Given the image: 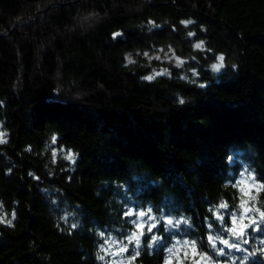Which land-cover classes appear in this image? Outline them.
<instances>
[{
    "label": "trees",
    "instance_id": "obj_1",
    "mask_svg": "<svg viewBox=\"0 0 264 264\" xmlns=\"http://www.w3.org/2000/svg\"><path fill=\"white\" fill-rule=\"evenodd\" d=\"M189 17L197 23L185 29ZM201 39L206 50L193 51ZM169 49L184 68L139 54ZM126 52L136 64L124 66ZM219 53L227 67L214 76ZM153 67L172 78L142 81ZM0 102V201L6 219L17 216L0 224V264H101L97 232L132 231L129 208L190 221L165 231L161 220L153 254L147 236L136 264H163L176 239L217 259L210 209L223 199L235 210L243 171L264 185V0H0ZM252 205L264 212V189ZM247 237L229 252L237 264L263 249L264 223Z\"/></svg>",
    "mask_w": 264,
    "mask_h": 264
},
{
    "label": "clouds",
    "instance_id": "obj_2",
    "mask_svg": "<svg viewBox=\"0 0 264 264\" xmlns=\"http://www.w3.org/2000/svg\"><path fill=\"white\" fill-rule=\"evenodd\" d=\"M94 15V13H89V16ZM167 23V21H165ZM197 21L191 17L187 19H180L179 24L183 26L185 29H188L189 26L196 24ZM148 25L152 27H160V25H156L155 21L149 19ZM201 31L206 32L207 29L205 26H201ZM113 40H115L117 37L123 36L122 31H115L112 34ZM187 38L191 39L196 36V32L194 30L187 31L186 32ZM207 41L204 39L194 41L191 45L193 51H200L204 52L206 50ZM170 52H172V56L163 57L164 59L169 60L170 62L174 63V66L177 69L184 68V65L186 63V59H182L180 57L175 56V53L172 49H169ZM208 51H211L208 49ZM140 55H143L147 60L150 62L152 59L160 60L162 57L159 55L152 56L147 51L143 53H139ZM124 60L125 64L124 66L127 67L129 65H134L137 63L136 59H134L131 52H126L124 54ZM149 66H151L149 64ZM210 72L215 76L222 72V70H225L227 65L225 62V55L223 53L216 54V58L214 62L209 63L207 66ZM233 71L238 70V65L233 64L232 65ZM187 71L191 72V76L193 78L199 77L200 73L196 68L188 69ZM158 77H166L171 79V72L170 69L167 67L163 68H152V71L150 74L142 76L140 79L147 83H154L157 81ZM180 79L188 84H195V79H190L188 75L182 74L180 76ZM200 88H205L206 83H200ZM176 103L180 106H183L187 103V100L185 97L181 96L178 92L176 93ZM3 106V102H0V107ZM0 127H2V123H0ZM6 133L0 131V144L6 143V140L4 139ZM55 138L56 135L54 134L52 136V140ZM65 158L69 160L71 163H74L76 160V155L72 154L71 158H68V154H65ZM56 154L53 153V162H55ZM247 179L252 180L253 176L252 174H249ZM240 181H237V185L240 184ZM227 185H225L226 187ZM240 209H242L241 214L237 217V214L233 212L231 216L232 220V226L224 228L223 231L227 233V236L221 235L219 233H213L212 231L209 232L207 235V245L210 248L211 252L214 253L216 256H225V248L227 249H236L237 251H243L241 249L240 244L236 243L232 240V238H236V240L243 239V243L247 244L248 240L246 238H243L246 236V233L244 230L248 228L251 225H255V223H252V219L249 216L248 217V223H245V215L243 213L249 212L246 211L245 204L243 201L239 205ZM228 204L221 199L218 206H216L214 209H210V211H213L216 217V220L223 226L224 222V215L222 212H220V209H227ZM250 212H257V209L253 207ZM127 216H136V220L132 221L134 225V230L130 232L124 239L117 240L115 236L109 235L107 238H105L103 232H97V235L104 239V244L99 245V251L96 252V259L97 261L103 262V264H134V261L136 258H138L141 255L140 248H141V237L144 234L145 225H147L146 231L151 232L153 228L159 224L161 220L164 221V228L165 231H168L170 227H177L181 222L185 225H190V221L188 219L180 218L176 219L174 217L166 218L163 215L157 219L153 214L151 208H148L146 210H135L129 208L128 211L125 213ZM147 217V219H144ZM17 219L15 211L11 213V217L6 219L5 218V210L3 202L0 201V224H6L8 227H14L13 220ZM260 223H264V219L260 217ZM73 228L76 227V225H72ZM207 227L212 230V225L208 224ZM161 239L158 235H152L151 241L148 243L147 247L149 249V255H152L151 249L153 248L154 244L159 242ZM260 244L264 246V240L260 241ZM129 245H134V247L131 249L132 255L131 256H125L124 254L128 251ZM218 245H223L224 247H218ZM199 247V242L195 239H176L175 243L172 244L171 247H168L165 249V257L163 264H172L173 261H175V264H184V260H191V264H218V262L213 261L212 256L209 254L200 251L198 253V259L194 258L197 256V249ZM256 251H260L262 254H264V249H255L253 252L249 253L248 255H245L242 259L239 260L238 264H246V262L249 260L250 256L255 255ZM104 253V254H102ZM183 253V256L180 254ZM105 255L110 257H117L115 259L106 260ZM225 264H237V261L232 258L231 255H228V260L225 262Z\"/></svg>",
    "mask_w": 264,
    "mask_h": 264
},
{
    "label": "rangeland",
    "instance_id": "obj_3",
    "mask_svg": "<svg viewBox=\"0 0 264 264\" xmlns=\"http://www.w3.org/2000/svg\"><path fill=\"white\" fill-rule=\"evenodd\" d=\"M160 57H162V60H164V63H168L170 62L169 60L167 59H164L163 57L165 56H168V57H171L172 56V52L170 51H162L160 52L159 54ZM250 173L246 172V171H243L241 173V175L239 176L238 180L237 181H240V180H243L244 183L243 184H239L237 185V187L239 188L240 192H241V198H240V201L239 203L237 204V206L235 207V210L233 211H230V210H227V209H220V212L223 213V215H225V213L229 212V215H228V219L227 220H224L223 222V226L216 220V217H215V220H216V223H217V227L215 230H213L212 232L215 234V233H219L221 235H224V236H227V233L223 231L224 228H227V227H231L232 226V220H231V216L233 214V212H235L237 214V217L241 214L242 212V209H240L239 205L240 203L243 201L245 202L246 201V204H245V207L248 208V209H252L254 206L252 205L253 203V199H251V197H255L256 193L259 191L255 185H260L258 182H256V180L253 179L252 180H249L247 179V177L249 176ZM253 176V175H252ZM241 188H244L245 191H241ZM245 192H247L248 194L246 195ZM223 210V211H222ZM245 215V223H248V217L250 216L252 220H255V225H251L246 228L244 230V232L246 233V236L243 237V238H246L248 240V237L250 234L254 235V234H257V229H258V225L260 224V228L262 227L263 223H260V216L256 213V212H245L243 213ZM215 215V214H214ZM132 217V221L136 220V216L135 215H132L130 216ZM144 219H147V217H145ZM163 221V220H162ZM161 222V221H160ZM159 222V223H160ZM164 222V221H163ZM227 222V224H225ZM133 225V223H132ZM159 226V224H157V226L155 228H157ZM133 228H134V225H133ZM146 228H147V225H145V230H144V234L142 235L141 237V241H144L145 240V237H150V241H151V237L152 235H158L157 233L154 232L155 228L152 229L151 232H147L146 231ZM172 228H175V227H170L168 230H171ZM134 230V229H133ZM131 231L129 232H126V233H121V234H114V233H109V234H104L105 238H107L109 235L111 236H115L116 239L119 241V240H122L124 239L128 234H130ZM232 240L236 243H239L240 246L241 244L242 245H245V243H243V239L241 240H236V238H232ZM249 241V240H248ZM102 244H104V239L102 241ZM134 247V245H129V249L128 251L124 254L125 256H131L132 255V251L131 249ZM218 247H224L223 245H218ZM263 249H264V246H263ZM225 253L226 255L225 256H216L217 259H213V261H216L218 262V264H222L220 261L221 259L222 260H228V255H231L229 252L232 250V249H227L225 248ZM104 254V253H102ZM181 256H183V253L180 254ZM246 255V254H245ZM232 256V255H231ZM117 257H110V256H107L105 255V259L106 260H110V259H115ZM175 262V261H173ZM225 263V261H222ZM101 264H103V262H100ZM134 264L135 261H134Z\"/></svg>",
    "mask_w": 264,
    "mask_h": 264
},
{
    "label": "snow or ice",
    "instance_id": "obj_4",
    "mask_svg": "<svg viewBox=\"0 0 264 264\" xmlns=\"http://www.w3.org/2000/svg\"><path fill=\"white\" fill-rule=\"evenodd\" d=\"M0 142H2V141H0ZM53 142H55V138H53ZM71 157H72V154L69 153V154H68V158H71ZM243 183H244V181H241V182H240V184H243ZM255 187H256L258 190L264 189V185H255ZM241 191L243 192V191H245V189H244V188H241ZM245 194L247 195L248 193L245 192ZM251 199L254 200L255 197H251ZM243 203L246 204V201L243 202ZM245 210H246V211H250L251 209L246 208ZM257 211H259V209H257ZM259 215H260V217H261L262 219H264V212H259ZM252 223H255V220H253Z\"/></svg>",
    "mask_w": 264,
    "mask_h": 264
}]
</instances>
